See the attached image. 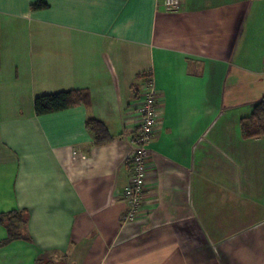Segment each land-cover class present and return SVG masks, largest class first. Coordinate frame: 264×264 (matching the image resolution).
Wrapping results in <instances>:
<instances>
[{
  "label": "crops",
  "instance_id": "obj_1",
  "mask_svg": "<svg viewBox=\"0 0 264 264\" xmlns=\"http://www.w3.org/2000/svg\"><path fill=\"white\" fill-rule=\"evenodd\" d=\"M0 40V213L28 214L0 264H264V135L241 130L264 97V0H0ZM147 75L162 117L146 220L125 224ZM70 89L90 105L35 112Z\"/></svg>",
  "mask_w": 264,
  "mask_h": 264
},
{
  "label": "trees",
  "instance_id": "obj_2",
  "mask_svg": "<svg viewBox=\"0 0 264 264\" xmlns=\"http://www.w3.org/2000/svg\"><path fill=\"white\" fill-rule=\"evenodd\" d=\"M48 7L43 1L32 3V8ZM1 49V40H0ZM91 102L89 91L86 89L61 90L53 93L39 94L34 100V110L37 114L60 111L78 104L89 106ZM86 128L93 135L96 144H102L112 139L105 123L92 116L86 120ZM241 130L244 138L264 135V97L257 102L252 113L241 120ZM0 223L7 229V237L0 242L6 244L18 238H28L26 225L28 214L26 210H10L0 213ZM45 257L38 258V264H50Z\"/></svg>",
  "mask_w": 264,
  "mask_h": 264
},
{
  "label": "built area",
  "instance_id": "obj_3",
  "mask_svg": "<svg viewBox=\"0 0 264 264\" xmlns=\"http://www.w3.org/2000/svg\"><path fill=\"white\" fill-rule=\"evenodd\" d=\"M163 5L167 9H177L181 7L182 0H163ZM143 85V89L137 99V111L140 116V122L135 131V148L131 156V175L128 184L123 190L127 205L121 219L125 224L146 220L144 212L147 203L150 145L152 139L156 136L162 117L159 95L153 78L147 75Z\"/></svg>",
  "mask_w": 264,
  "mask_h": 264
},
{
  "label": "rangeland",
  "instance_id": "obj_4",
  "mask_svg": "<svg viewBox=\"0 0 264 264\" xmlns=\"http://www.w3.org/2000/svg\"><path fill=\"white\" fill-rule=\"evenodd\" d=\"M50 264H65L64 260L63 259H59V260H56V261H53L52 263Z\"/></svg>",
  "mask_w": 264,
  "mask_h": 264
}]
</instances>
